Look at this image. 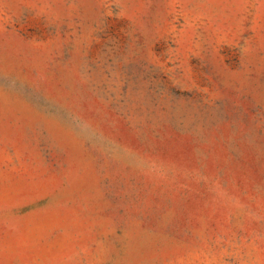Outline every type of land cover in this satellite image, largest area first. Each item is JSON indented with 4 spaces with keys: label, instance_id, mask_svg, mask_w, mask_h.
Listing matches in <instances>:
<instances>
[{
    "label": "rangeland",
    "instance_id": "374dc122",
    "mask_svg": "<svg viewBox=\"0 0 264 264\" xmlns=\"http://www.w3.org/2000/svg\"><path fill=\"white\" fill-rule=\"evenodd\" d=\"M0 264H264V0H0Z\"/></svg>",
    "mask_w": 264,
    "mask_h": 264
}]
</instances>
